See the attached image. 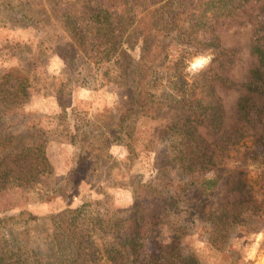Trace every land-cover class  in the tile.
I'll use <instances>...</instances> for the list:
<instances>
[{
	"label": "trees",
	"instance_id": "1",
	"mask_svg": "<svg viewBox=\"0 0 264 264\" xmlns=\"http://www.w3.org/2000/svg\"><path fill=\"white\" fill-rule=\"evenodd\" d=\"M251 1L258 12L251 20L250 66L245 80L237 83L213 68L217 59L229 54L215 32L218 23ZM107 3L124 10L114 13ZM58 5L75 51L99 66L105 81L125 90L118 134L112 141L123 144L128 155L134 152L138 120L158 116L170 161L187 173L218 169L222 154L244 137L264 143V0H59ZM169 32L174 35L170 37ZM175 39L189 54L212 52V64L188 77L178 66L180 57L172 62L170 75L162 76L156 66H165ZM135 46L140 54L132 64L128 50ZM35 76L28 64L0 68V192L35 190L52 174L43 130L29 119L15 126ZM216 83L241 90L235 104L236 122L228 128ZM65 87L61 81L56 88L61 107ZM200 127L213 133L216 141L204 139ZM227 172L200 184L203 194L214 190L219 181L228 189L225 199L206 218L208 241L219 249L242 221L264 216V205L252 194L243 172ZM137 189L147 197L155 194V202L146 205ZM187 200L182 190L164 197L146 182L136 188L132 205L122 210L97 200L44 217L27 210L0 214V264H204L183 243L193 214L188 210L180 214L179 203L189 206ZM165 226L168 232L163 234L160 229ZM34 237L40 240L39 246H34Z\"/></svg>",
	"mask_w": 264,
	"mask_h": 264
},
{
	"label": "rangeland",
	"instance_id": "2",
	"mask_svg": "<svg viewBox=\"0 0 264 264\" xmlns=\"http://www.w3.org/2000/svg\"><path fill=\"white\" fill-rule=\"evenodd\" d=\"M58 2L0 0V68L28 64L36 73L30 98L20 107L15 126L23 119L37 123L48 140L45 151L52 168V174L44 177L35 190L0 192V214L27 210L44 217L65 207L97 200L122 210L132 205L138 185L150 182L164 197L183 191L189 206L180 202V214L186 210L193 214L187 221L188 234L183 243L201 262L264 264V216L242 221L230 230L223 249H219L208 241L210 223L206 218L225 199L228 189L219 181L214 190L203 194L200 186L203 179L215 174L223 177L230 169L242 171L252 185V194L264 205V143L256 144L252 137H244L231 149L225 144L229 151L222 154L218 169L187 173L170 161L163 121L158 116L138 120L132 142L134 152L128 155L123 144L112 141L118 134L119 107L125 90L115 82L105 81L103 70L75 51ZM107 5L114 13L124 10L119 5ZM257 12V4L251 1L233 17L217 24L215 34L221 46L229 50L226 58L213 63L220 76L237 83L245 80L250 66L251 20ZM169 33L170 37L174 35ZM177 41L170 45L165 66H156L162 76L170 75L172 62L180 57L183 59L178 66L188 77L212 64L214 54L209 50L189 54L187 47ZM128 52L134 64L140 54L139 46ZM200 60L206 62L199 64ZM61 81L67 93L63 107L56 93ZM216 91L225 110L224 127H231L236 122L235 104L241 90L216 83ZM199 132L208 142L216 141L207 128L200 127ZM138 193L146 205L155 202V194L147 197L137 189ZM160 232L166 234L168 228L161 227ZM33 241L34 246L41 244L37 237Z\"/></svg>",
	"mask_w": 264,
	"mask_h": 264
},
{
	"label": "clouds",
	"instance_id": "3",
	"mask_svg": "<svg viewBox=\"0 0 264 264\" xmlns=\"http://www.w3.org/2000/svg\"><path fill=\"white\" fill-rule=\"evenodd\" d=\"M205 62H206L205 60L198 61L199 64H204Z\"/></svg>",
	"mask_w": 264,
	"mask_h": 264
}]
</instances>
